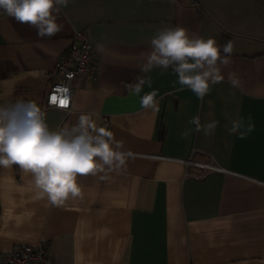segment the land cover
Instances as JSON below:
<instances>
[{
	"label": "crops",
	"instance_id": "obj_1",
	"mask_svg": "<svg viewBox=\"0 0 264 264\" xmlns=\"http://www.w3.org/2000/svg\"><path fill=\"white\" fill-rule=\"evenodd\" d=\"M57 22L61 32L39 37L0 10V105L33 101L51 130L99 114L96 125L134 158L120 173L79 176L83 199L60 208L37 199L18 165L0 167V256L14 243L44 240L54 264H264V0H68ZM177 25L221 46L232 41L224 81L200 101L177 91L171 68H156L147 74L152 87L130 95L125 85L144 75L150 40ZM76 30L91 42L100 74L71 81L69 111L46 108L55 62ZM229 72L242 88L230 86ZM152 90L159 112L140 106ZM195 116L219 121L214 133L195 131ZM249 116L252 132L229 134L231 120L246 127Z\"/></svg>",
	"mask_w": 264,
	"mask_h": 264
},
{
	"label": "clouds",
	"instance_id": "obj_2",
	"mask_svg": "<svg viewBox=\"0 0 264 264\" xmlns=\"http://www.w3.org/2000/svg\"><path fill=\"white\" fill-rule=\"evenodd\" d=\"M67 5L68 0H0V10L19 23L35 27L39 37H52L63 30L57 18ZM149 45L151 50L141 54L145 58L140 67L144 75L125 85L130 95L139 96L145 85L152 87L147 74L154 69L171 68L181 86L177 91L186 87L203 101L213 85L224 81L221 66L233 63L232 41L221 46L215 38L189 35L188 29L179 25L158 32ZM227 80L233 88L243 86L235 72H229ZM157 96V90L145 93L140 97L141 108L159 112ZM94 115L99 118V114L82 113L74 125L51 130L45 113L33 101L17 99L0 105V167L18 165L31 176V189L37 199H46L51 207L60 208L69 200H82L79 176L120 173L126 169L128 160L134 158L130 150H123L122 141L116 140L112 131L96 125ZM251 120L249 116L246 127L242 117L231 120L226 128L230 135L238 134L244 139L254 130ZM189 124L195 126V131L211 135L219 121L202 125L199 116H195ZM188 135L187 131L183 132L181 138Z\"/></svg>",
	"mask_w": 264,
	"mask_h": 264
},
{
	"label": "built area",
	"instance_id": "obj_3",
	"mask_svg": "<svg viewBox=\"0 0 264 264\" xmlns=\"http://www.w3.org/2000/svg\"><path fill=\"white\" fill-rule=\"evenodd\" d=\"M92 44L82 30H76L70 46L62 52L55 62L57 79L53 81L45 95L46 108L70 110L72 87L71 81L79 76H86L96 80L100 74L99 65L91 57ZM57 97L56 101L51 98ZM64 98L66 106L59 104V99ZM195 165L223 170L210 163L193 162ZM0 264H54L49 256L47 243L43 240L38 244L14 243L9 251L0 256ZM190 264V263H187Z\"/></svg>",
	"mask_w": 264,
	"mask_h": 264
},
{
	"label": "snow or ice",
	"instance_id": "obj_4",
	"mask_svg": "<svg viewBox=\"0 0 264 264\" xmlns=\"http://www.w3.org/2000/svg\"><path fill=\"white\" fill-rule=\"evenodd\" d=\"M51 99H52L53 101H56V100H57V97H56V96H53ZM59 104H60L61 106H65V105H66V101H65V99H64V98H60V99H59Z\"/></svg>",
	"mask_w": 264,
	"mask_h": 264
}]
</instances>
